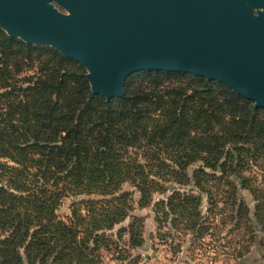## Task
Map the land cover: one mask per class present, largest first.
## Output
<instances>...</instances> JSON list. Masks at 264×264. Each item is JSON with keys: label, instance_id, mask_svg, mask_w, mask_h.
I'll return each instance as SVG.
<instances>
[{"label": "trees", "instance_id": "16d2710c", "mask_svg": "<svg viewBox=\"0 0 264 264\" xmlns=\"http://www.w3.org/2000/svg\"><path fill=\"white\" fill-rule=\"evenodd\" d=\"M85 74L0 29V264H101L107 233L133 209L125 184L140 208L153 206L161 237L169 222L202 240L219 220L239 233L237 260L256 244L264 254V109L216 81L161 71L128 77L123 97L106 101ZM167 183L196 193L154 200ZM67 195L88 198L63 221ZM141 228L133 217L117 238L140 247Z\"/></svg>", "mask_w": 264, "mask_h": 264}, {"label": "water", "instance_id": "95a60500", "mask_svg": "<svg viewBox=\"0 0 264 264\" xmlns=\"http://www.w3.org/2000/svg\"><path fill=\"white\" fill-rule=\"evenodd\" d=\"M0 29L79 63L106 101L128 77L161 71L264 109V0H0Z\"/></svg>", "mask_w": 264, "mask_h": 264}, {"label": "rangeland", "instance_id": "374dc122", "mask_svg": "<svg viewBox=\"0 0 264 264\" xmlns=\"http://www.w3.org/2000/svg\"><path fill=\"white\" fill-rule=\"evenodd\" d=\"M194 168L189 170V175ZM253 169L259 174V169ZM165 186L167 192L162 195H154V200L166 199L175 189L180 192L193 190L196 193L190 186L180 187L171 183H167ZM122 191L132 193L133 209L125 222L107 233L113 244L109 249L100 251L101 264H264V254L257 244L253 245L247 255L237 260L232 251L236 246L235 243L239 240V233H231L228 227L219 225V220H216L215 225L208 232L209 234L202 240L193 239L191 236L174 230L169 222L162 229L161 235L164 237H161L158 234V225L154 220L153 206L140 208L138 206L139 194L130 184L123 185ZM243 197L246 203L252 207L253 203L248 193L244 192ZM87 198L86 196L67 195L61 200L56 215L60 220L67 221L71 214L72 204ZM202 208L203 211L206 209L205 197H203ZM133 217L142 221L143 245L137 248L128 247V235H123L120 239L117 238V231L122 227L126 228Z\"/></svg>", "mask_w": 264, "mask_h": 264}]
</instances>
